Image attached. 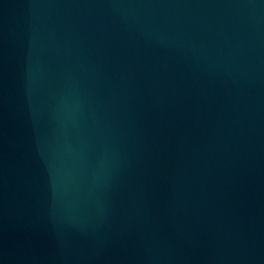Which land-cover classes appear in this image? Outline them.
<instances>
[{
	"label": "water",
	"instance_id": "obj_1",
	"mask_svg": "<svg viewBox=\"0 0 264 264\" xmlns=\"http://www.w3.org/2000/svg\"><path fill=\"white\" fill-rule=\"evenodd\" d=\"M0 264H264V0H0Z\"/></svg>",
	"mask_w": 264,
	"mask_h": 264
}]
</instances>
